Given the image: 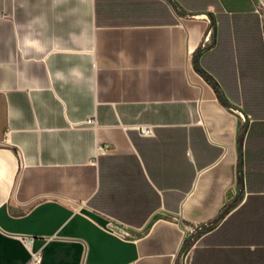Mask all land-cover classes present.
<instances>
[{
	"label": "crops",
	"instance_id": "obj_1",
	"mask_svg": "<svg viewBox=\"0 0 264 264\" xmlns=\"http://www.w3.org/2000/svg\"><path fill=\"white\" fill-rule=\"evenodd\" d=\"M261 2L0 0V264H264Z\"/></svg>",
	"mask_w": 264,
	"mask_h": 264
},
{
	"label": "built area",
	"instance_id": "obj_2",
	"mask_svg": "<svg viewBox=\"0 0 264 264\" xmlns=\"http://www.w3.org/2000/svg\"><path fill=\"white\" fill-rule=\"evenodd\" d=\"M259 13H263L264 14V2H261L260 7L257 10ZM238 113V115L240 117H243V114L240 111H236ZM140 132L142 135H150L152 134V129L150 127H146V126H142L140 128ZM206 226V225H205ZM204 228H202V225H186L185 226V234L186 236L189 238L190 236H194L197 234V232L203 230ZM125 236L130 237L131 235L129 233H124ZM32 262H34L35 264H39L40 263V256L39 255H35L32 259Z\"/></svg>",
	"mask_w": 264,
	"mask_h": 264
},
{
	"label": "trees",
	"instance_id": "obj_3",
	"mask_svg": "<svg viewBox=\"0 0 264 264\" xmlns=\"http://www.w3.org/2000/svg\"><path fill=\"white\" fill-rule=\"evenodd\" d=\"M194 65H195V69L197 70V72L200 73L202 76H204L207 80L212 82V84L214 85L215 89L217 90L218 87H217L216 83L210 77H208V75L200 68V66L197 64L196 59H194ZM186 242H187V239H186Z\"/></svg>",
	"mask_w": 264,
	"mask_h": 264
},
{
	"label": "water",
	"instance_id": "obj_4",
	"mask_svg": "<svg viewBox=\"0 0 264 264\" xmlns=\"http://www.w3.org/2000/svg\"><path fill=\"white\" fill-rule=\"evenodd\" d=\"M206 226L205 225H202V228H205ZM193 237V235L192 236H190L188 239H191Z\"/></svg>",
	"mask_w": 264,
	"mask_h": 264
}]
</instances>
